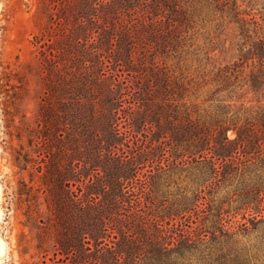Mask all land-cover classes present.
Masks as SVG:
<instances>
[{
	"label": "trees",
	"instance_id": "obj_1",
	"mask_svg": "<svg viewBox=\"0 0 264 264\" xmlns=\"http://www.w3.org/2000/svg\"><path fill=\"white\" fill-rule=\"evenodd\" d=\"M259 1H70L38 143L58 262L264 264V105L236 106L264 91Z\"/></svg>",
	"mask_w": 264,
	"mask_h": 264
},
{
	"label": "rangeland",
	"instance_id": "obj_2",
	"mask_svg": "<svg viewBox=\"0 0 264 264\" xmlns=\"http://www.w3.org/2000/svg\"><path fill=\"white\" fill-rule=\"evenodd\" d=\"M70 1L0 0V264H63L57 261L52 186L42 176L46 150L38 143L46 74L53 68L56 43L63 42V30L69 26ZM198 29L194 41L202 45ZM232 34L230 26L220 36L218 63L235 58ZM195 68L194 60L187 63L190 77H195ZM204 94L205 88L196 102ZM240 104L264 105V91L243 90L236 106ZM254 235L239 241L246 244Z\"/></svg>",
	"mask_w": 264,
	"mask_h": 264
}]
</instances>
